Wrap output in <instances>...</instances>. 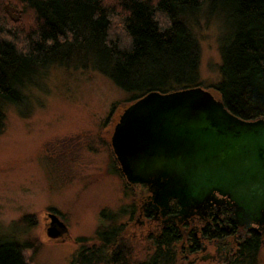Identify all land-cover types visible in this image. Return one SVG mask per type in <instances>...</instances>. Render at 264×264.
I'll return each instance as SVG.
<instances>
[{"label":"trees","instance_id":"obj_1","mask_svg":"<svg viewBox=\"0 0 264 264\" xmlns=\"http://www.w3.org/2000/svg\"><path fill=\"white\" fill-rule=\"evenodd\" d=\"M199 16L223 25L213 85L199 74ZM51 66L93 69L129 103L148 92L212 87L238 118L264 119V0H0V134L7 106L30 100ZM116 217L102 211L98 245L79 237L70 264H171L177 228L156 236L151 258L138 261L122 227L109 225ZM27 247L0 236V264H28Z\"/></svg>","mask_w":264,"mask_h":264},{"label":"rangeland","instance_id":"obj_2","mask_svg":"<svg viewBox=\"0 0 264 264\" xmlns=\"http://www.w3.org/2000/svg\"><path fill=\"white\" fill-rule=\"evenodd\" d=\"M222 26L199 16L195 27L204 85L219 79ZM207 90L218 97L212 87ZM127 97L93 69L51 66L30 100L7 106L0 134V236L28 243V264H70L79 237L98 245L95 231L105 210L118 213L109 225L122 227L134 259L152 252V241L136 223L137 211L129 213L139 202L115 169L110 144ZM48 213L66 226L56 239L46 234ZM183 247L182 240L176 244V264H216L200 254L186 258ZM260 259L264 264L262 254Z\"/></svg>","mask_w":264,"mask_h":264},{"label":"water","instance_id":"obj_3","mask_svg":"<svg viewBox=\"0 0 264 264\" xmlns=\"http://www.w3.org/2000/svg\"><path fill=\"white\" fill-rule=\"evenodd\" d=\"M110 142L127 180L148 186L151 206L164 212L175 199L185 218L221 204L218 193L236 223L264 224V119L238 118L201 86L148 92L124 108ZM48 217L46 234L56 239L66 226Z\"/></svg>","mask_w":264,"mask_h":264},{"label":"flooded vegetation","instance_id":"obj_4","mask_svg":"<svg viewBox=\"0 0 264 264\" xmlns=\"http://www.w3.org/2000/svg\"><path fill=\"white\" fill-rule=\"evenodd\" d=\"M113 162L119 176L136 193L135 200H138L139 206L134 202L129 213L133 216L137 211L136 223L145 229L146 235L152 241V251L155 237L169 227H175L182 234V238L174 241L175 255L171 264H176V244L181 240L186 258L200 254V259L204 262L213 261L216 264H261V254L264 258V224L251 223L245 226L236 223L226 197L216 193V200L221 201V204L211 200L205 209H193L182 218L179 214L180 206L175 199L169 201V207L164 212L159 206H151L148 186L129 182L115 154ZM248 234H255L257 237H247ZM151 256L152 252L139 261H147ZM192 261L196 262L190 260Z\"/></svg>","mask_w":264,"mask_h":264}]
</instances>
